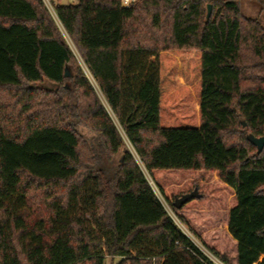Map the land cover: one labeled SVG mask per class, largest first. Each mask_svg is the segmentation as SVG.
I'll use <instances>...</instances> for the list:
<instances>
[{
  "label": "trees",
  "instance_id": "trees-1",
  "mask_svg": "<svg viewBox=\"0 0 264 264\" xmlns=\"http://www.w3.org/2000/svg\"><path fill=\"white\" fill-rule=\"evenodd\" d=\"M247 1L54 6L148 178L44 0H0V264H216L164 202L222 263L264 264L247 139L264 135V0Z\"/></svg>",
  "mask_w": 264,
  "mask_h": 264
},
{
  "label": "rangeland",
  "instance_id": "rangeland-1",
  "mask_svg": "<svg viewBox=\"0 0 264 264\" xmlns=\"http://www.w3.org/2000/svg\"><path fill=\"white\" fill-rule=\"evenodd\" d=\"M79 0H50L51 2V5H47L50 13L52 14V16L55 18V20L57 21V23L59 24L60 28L62 29L64 35L66 36L67 40L69 41L71 47L73 48L80 64L84 67V71L86 72L88 78L90 79L92 85L94 86L97 94L99 95L100 99L103 101V103L106 105L109 113L111 114V117L113 118L114 122L116 123L118 129L120 130V132L122 133L124 139H125V144H126V148L129 149L135 156L136 158V161L139 163V165L141 166L142 170L144 171V173L148 176V173L143 165V163L141 162V160L139 159V157L137 156L134 148L132 147V145L130 144V142L128 141V139L126 138L125 134H124V131L122 130L119 122L117 121L116 117L114 116L113 112L111 111V109L107 106L106 102H105V99L102 95V93L100 92L97 84L95 83L94 79L92 78V76L90 75V73L88 72L87 68L85 67L84 63L82 62L77 50L75 49L74 45L71 43V41L69 40L65 30L63 29L62 25L60 24L58 18H57V15H56V12H55V8L54 6L57 4V3H60V4H77ZM45 2V1H44ZM244 11L245 13L248 15V16H256L258 14V7L255 6L253 3H251L249 0L244 4ZM44 87L46 88H49V89H54L55 88V85L52 84V83H49V82H44L42 84ZM80 131L89 139H92L93 134L86 128H83V127H80ZM121 158V156L119 155L118 156V161L119 159ZM149 178V176H148ZM152 183V182H151ZM165 204V207L168 211V213L174 218V220L176 221V223L178 224V226L184 231L186 232L193 240L194 242L206 253V255H208L216 264H224L222 263L218 258H216L215 256H213L210 252H208L206 249L203 248V246L200 244V242L195 239L189 232H188V229L186 228V226H184L176 217V215L174 214V212L172 211L171 207L166 204ZM229 254H231V252H228ZM119 261L118 258H113V257H110L108 256L106 258V262L105 264H117V262Z\"/></svg>",
  "mask_w": 264,
  "mask_h": 264
},
{
  "label": "water",
  "instance_id": "water-1",
  "mask_svg": "<svg viewBox=\"0 0 264 264\" xmlns=\"http://www.w3.org/2000/svg\"><path fill=\"white\" fill-rule=\"evenodd\" d=\"M212 15V4L207 5V15H206V20L209 21ZM66 77L70 76V73L66 71L65 73ZM244 126H246V123H243ZM247 139L250 143H252L256 148H257V153L260 154L264 150V135L257 137L253 134H247ZM198 196V192L194 191L192 193H188L183 195L182 197L176 199L175 201V207L181 208L184 204H186L188 201L193 199L194 197Z\"/></svg>",
  "mask_w": 264,
  "mask_h": 264
},
{
  "label": "built area",
  "instance_id": "built-area-1",
  "mask_svg": "<svg viewBox=\"0 0 264 264\" xmlns=\"http://www.w3.org/2000/svg\"><path fill=\"white\" fill-rule=\"evenodd\" d=\"M47 5H51L50 0H44ZM137 0H121L122 6L124 7H130L133 5Z\"/></svg>",
  "mask_w": 264,
  "mask_h": 264
}]
</instances>
